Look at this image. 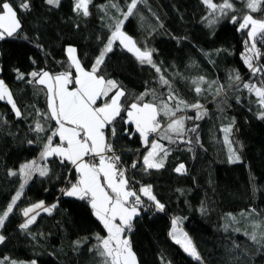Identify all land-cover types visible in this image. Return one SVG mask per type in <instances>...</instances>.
I'll use <instances>...</instances> for the list:
<instances>
[{"label": "trees", "instance_id": "1", "mask_svg": "<svg viewBox=\"0 0 264 264\" xmlns=\"http://www.w3.org/2000/svg\"><path fill=\"white\" fill-rule=\"evenodd\" d=\"M149 1L138 3L136 14L126 21L123 31L142 50H153L152 58L162 73L141 65L116 42L101 74L125 89L129 103L145 91H155L166 99L169 87L160 82L163 74L181 99L190 105L198 102L206 115L196 120L195 109L178 113L193 117L185 124L189 129L195 127L196 132L183 138L191 143L162 140L170 154L163 168L147 173L142 163L146 147L139 134L134 126L117 122V137L112 143L122 164L140 162L136 169L126 167L128 175L134 177L132 186L139 192L142 185H151L153 195L165 205L164 211L153 216L150 209L139 207L134 230L126 234L132 251L139 264H264V226L254 227L264 222V119L259 118L264 109L256 95L243 87L244 83H264V71L253 75L246 67L244 58L254 53L246 51L247 29L238 31L243 15L264 18V0L255 12L246 7V0H232L235 10L212 24L206 19L210 10L202 0ZM23 2L10 0L22 23L20 38L0 41V79L21 112L17 117L6 100L0 101V214L24 183L20 175L9 176L10 170L18 172L22 164L36 161L49 171L44 177L33 173L13 213L0 228L5 237L0 243V260L8 257L4 264L33 260L36 264H104L96 237H106L107 232L88 202L58 196L62 187H70L69 181L75 182V171L70 164L61 165L57 157L41 160L45 134L33 131L35 122L40 120L45 128L54 127L55 122H45L37 115V110L47 111L46 90L28 80L29 73L41 69L53 74L74 71L68 67L69 46L90 70L110 35L108 25L114 18H123L112 3L126 12L131 0H92L88 17L73 11L75 0H60L59 7L45 0H27V11L20 7ZM233 15L237 23L232 22ZM256 47L259 58L252 63L264 69V43L257 40ZM247 48L251 49L249 41ZM17 70L25 79L17 78ZM237 74L239 82L235 81ZM199 77L206 83L200 85L203 92L197 95L193 81ZM218 88H222L219 95ZM145 99L151 101L152 96ZM228 127L231 131L225 133L223 129ZM237 145L239 150L235 151ZM230 150L240 157L239 162H229ZM180 164L185 166L184 173L174 170ZM41 201L44 206H57L51 214L40 210L36 221L21 229L27 219L22 210ZM174 218H179L178 224L192 240L200 261L169 236Z\"/></svg>", "mask_w": 264, "mask_h": 264}, {"label": "snow or ice", "instance_id": "2", "mask_svg": "<svg viewBox=\"0 0 264 264\" xmlns=\"http://www.w3.org/2000/svg\"><path fill=\"white\" fill-rule=\"evenodd\" d=\"M92 0H75L73 11L77 15L88 17L90 15L89 5ZM143 0H131L126 12H121L119 7L112 3V7L121 13V18H114L108 25L110 35L104 43L99 55L96 57L90 70L82 65L76 55V49L67 47L69 69L59 73H51L41 69L29 73L31 79L29 84L41 86L40 90H46L47 111L37 115L43 121H54L55 126L45 128L40 120L35 122L33 131L44 133L45 143L41 152V159L47 161L49 157H57L61 165L70 164L71 170L76 173L75 182L69 181L70 187L62 188V195L75 197L82 201H87L92 209L95 218L103 225L107 231L106 237L97 235L99 241L96 246L97 251L104 259V264H138L136 254L132 251L131 242L127 238V233L132 231L133 220L139 215L138 208L143 206L142 196L152 201L157 211H164L165 205L160 203L152 193L151 185H142L139 192L132 186L134 177L128 175V169L122 166L121 157L116 154L112 140L117 137V122L134 126V130L139 134L141 143L146 147V152L142 156L143 171L159 170L164 167L165 159L170 154V149L161 143L167 140L170 144L179 142L191 143L183 138L188 132H196V128H187L185 121L193 119L185 115H178L187 109H195L194 119H202L206 112L202 111L203 106L198 102L188 104L181 99L171 88L170 82L163 74L160 75L162 85L169 87L166 99H161L155 91H145L137 95L130 103L127 101V93L117 81L108 79L101 74L102 67L106 62L109 53H112L116 42L132 53L141 64L151 66L157 73H162L159 65L153 60V50L145 48L142 50L137 42L123 31L128 19L135 15L138 3ZM45 3L59 7L60 0H45ZM202 3L210 10L209 23H215L217 19L227 16L230 11H234L232 0H223L216 4L213 0H202ZM262 0H246V7L252 12L258 10ZM20 7L27 11L29 4L27 0ZM219 13V17L216 14ZM233 23L238 22V18L231 16ZM248 30V38L252 41L251 49L247 48L248 41H245L246 51H252L254 56H246L245 64L252 71L253 75L264 71L259 67H254L252 60L259 58L257 50V40L264 43V20H257L251 14L243 15L242 22H239L238 31ZM22 23L18 17L10 0H0V41L8 38H20ZM27 40L28 37L24 36ZM34 62V61H33ZM17 78L25 79L23 73L17 70ZM235 81H240V76H235ZM206 83L204 77L194 80L195 92L202 94L201 84ZM215 83V82H213ZM211 87V85H209ZM243 87L257 97V103L264 109V83L261 85L244 83ZM222 88L217 89L219 95ZM151 95L152 100L145 97ZM17 117L21 112L13 98V94L3 79H0V101H5ZM260 119H264V111H261ZM162 119L165 121L162 123ZM127 131V130H126ZM228 133L231 128H224ZM111 134V140L109 139ZM54 138H58L59 143H54ZM198 142V141H197ZM31 144L32 141H29ZM240 157L235 151L230 150L229 162L236 163ZM139 161H133L132 169H136ZM177 173H184L185 166L180 164L174 169ZM49 169L38 164L36 161L25 163L20 166L18 172L9 171V176L20 175L24 183L20 185V190L12 196L7 204L6 210L0 214V228L5 224L10 214L14 211V206L20 199L23 189L28 180L32 178L34 172H38L41 177L48 175ZM138 183V182H136ZM56 204L45 207L44 203L34 204L22 210V215L26 221L20 225L21 229H28L36 221L40 214L38 209L49 214L56 208ZM235 220V217H232ZM179 218L172 220V230L169 236L179 245L185 253L200 261L196 247L188 234L178 227ZM264 222L254 225L262 227ZM237 231H239L237 229ZM251 238L256 240L255 234ZM264 239V232L261 233ZM5 237L0 235V243ZM8 257L0 260V264L8 261ZM10 264H17L10 261ZM23 264V262H20ZM36 264V261H31Z\"/></svg>", "mask_w": 264, "mask_h": 264}, {"label": "bare ground", "instance_id": "3", "mask_svg": "<svg viewBox=\"0 0 264 264\" xmlns=\"http://www.w3.org/2000/svg\"><path fill=\"white\" fill-rule=\"evenodd\" d=\"M110 134V133H109ZM54 143H57V141H54ZM144 146V145H143ZM114 149H115V152H116V154L117 155H119V152L116 150V148L114 147ZM131 164H132V162L131 163H129V165H125L127 168H129V167H131ZM71 166V165H70ZM72 167V166H71ZM59 197L60 196H62V193H61V191H60V193H59V195H58ZM67 197V196H66ZM70 198H75V197H70ZM77 199V198H76ZM142 200L143 201H145V203H144V205L142 206V207H145V208H147V209H150L151 210V216H153L156 212H157V209L155 208V205H154V203L152 202V201H149L147 198H145V197H143L142 196ZM87 202V201H86ZM139 209V208H138ZM140 211V210H139ZM179 226V225H178ZM186 233V232H185Z\"/></svg>", "mask_w": 264, "mask_h": 264}, {"label": "rangeland", "instance_id": "4", "mask_svg": "<svg viewBox=\"0 0 264 264\" xmlns=\"http://www.w3.org/2000/svg\"><path fill=\"white\" fill-rule=\"evenodd\" d=\"M146 2H148L147 4H149V0H143V4H146ZM142 4V5H143ZM261 20H264V18L263 19H261ZM247 36H248V30H247ZM248 38V37H247ZM248 41H249V43H250V46H251V44H252V41L251 40H249V38H248ZM244 61V60H243ZM245 63V62H244ZM246 65V64H245ZM246 67L248 68V66L246 65ZM249 69V68H248ZM232 134H235V131L232 133ZM236 135V134H235ZM238 142V141H237ZM239 144V143H238ZM233 150V149H232ZM235 151H238L239 150V145H237V148H235L234 149ZM64 187H66V186H64ZM37 211H39L40 212V209H38ZM138 211H139V209H138ZM248 221H251V220H248ZM251 222H253V221H251ZM78 225H81V224H78ZM84 229H87L85 226H82ZM178 227H181V226H178ZM179 229H181V228H179ZM182 230V229H181ZM183 232H185L184 230H182ZM82 234H84V233H82ZM128 238V237H127ZM17 262V264H20V262H23V264H31V261H16ZM138 262V261H137ZM10 264V263H9ZM139 264V263H138Z\"/></svg>", "mask_w": 264, "mask_h": 264}, {"label": "crops", "instance_id": "5", "mask_svg": "<svg viewBox=\"0 0 264 264\" xmlns=\"http://www.w3.org/2000/svg\"><path fill=\"white\" fill-rule=\"evenodd\" d=\"M66 53H67V51H66ZM54 141H57V142H59V140H58V138H54ZM49 158H51V157H49ZM48 158V159H49ZM42 160V159H41ZM145 198H147V197H145ZM51 205H48V206H45V207H50ZM139 212V214H140V211H138ZM179 226H180V224H178ZM179 228H181V227H179ZM182 230H184L183 228H181ZM171 230H172V228H171ZM170 230V231H171ZM107 232V231H106ZM128 237V236H127ZM173 240V239H172Z\"/></svg>", "mask_w": 264, "mask_h": 264}, {"label": "built area", "instance_id": "6", "mask_svg": "<svg viewBox=\"0 0 264 264\" xmlns=\"http://www.w3.org/2000/svg\"><path fill=\"white\" fill-rule=\"evenodd\" d=\"M57 143H59V142H57ZM122 166L126 167V166L123 165V164H122ZM62 188H66V187H62ZM62 188H61V189H62ZM61 189H60V190H61ZM142 201H143V200H142ZM144 203H145V201H143V205H144ZM132 230H134V226L132 227Z\"/></svg>", "mask_w": 264, "mask_h": 264}]
</instances>
